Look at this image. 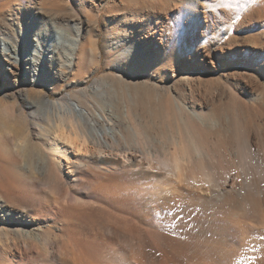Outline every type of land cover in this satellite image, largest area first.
Returning <instances> with one entry per match:
<instances>
[{"label":"bare ground","instance_id":"bare-ground-1","mask_svg":"<svg viewBox=\"0 0 264 264\" xmlns=\"http://www.w3.org/2000/svg\"><path fill=\"white\" fill-rule=\"evenodd\" d=\"M15 2L20 3L8 0L0 9V91L14 102L16 94L7 90L22 83L26 88L18 91L20 106L44 112L36 119L43 124L44 137L54 143H47L48 152L41 157L42 174L59 172L60 157L68 161L74 153L78 169L94 156L105 172L126 169L133 176L155 179L136 198L153 211L155 226L120 217L105 200H92L95 188L86 182V201L65 209L79 215L88 230L96 225L103 233L84 240L91 244L86 252L82 245L81 250L62 245L51 258L57 264H264V114H254L246 105L264 104V88L259 86L264 80V46L255 52L220 49L225 57L236 53L251 71L235 89L199 96L187 87L174 93L151 78L142 81L152 62H163L169 79L175 76L176 51L164 57L159 47L165 21L185 13L206 35L212 15L203 12L201 20L185 0H120L121 19L130 23L129 31L120 39L106 30L103 38L105 66L117 75L98 78L81 90L82 96L70 94L59 102L39 89L34 96L28 87L48 88L52 95L66 86L80 88L99 68L97 40L84 37L82 22L58 15L47 0H28L19 9L11 6ZM102 2L91 0L86 15L92 34ZM114 6L108 5L106 12ZM8 18L17 23L16 32L9 30ZM254 24L264 29V16ZM111 92L119 95L129 118L127 138L102 109V96ZM222 101L224 108L217 110L215 103ZM167 116L175 124L158 120ZM3 133L0 142L10 141ZM2 184L10 183L0 172V224L16 225L25 240L40 242L26 211L1 200Z\"/></svg>","mask_w":264,"mask_h":264},{"label":"rangeland","instance_id":"rangeland-1","mask_svg":"<svg viewBox=\"0 0 264 264\" xmlns=\"http://www.w3.org/2000/svg\"><path fill=\"white\" fill-rule=\"evenodd\" d=\"M7 1L0 0V9L1 5ZM17 1H20L21 4L13 3L11 6L14 9H19L20 5L28 3V0ZM54 1L47 0V5L51 9L53 8L52 10L55 9L54 11L58 15L68 18L71 23L82 22L84 37L96 38L101 56L99 68L90 74L86 82L81 85L82 88L66 86L52 95L48 88L42 89L33 85L28 87L34 96L39 93L34 89H39L49 94L51 100L62 102L70 94L82 96L81 90L90 88L98 78L117 75L114 69L105 66L106 55L103 50V38L107 30L113 34L114 38L118 36L122 39L121 36L127 30L129 31L127 26L130 23L121 19L124 11L119 5L120 0H103L96 31L92 34L88 22L86 24L88 19L86 15L90 13L91 0ZM184 3L187 7L195 9L201 20L203 12L211 14L210 28L205 32V35L201 29L196 28L194 24L196 19H188L185 13L173 14L169 22L165 21L167 27L164 30L165 37L162 38V44L158 46L164 57L172 49L176 51L174 56L175 76L169 79L170 71L163 62H152L151 68L143 75L142 81L151 78L160 88H168L174 93L178 89L187 90V87H191L197 95L200 94L199 96L235 89L237 84L243 81V78H250L251 75V71L242 65L241 58L237 57L236 53H240V50L243 49L255 52L264 46V29L254 24L261 15L264 16V4L258 3L257 0H185ZM111 4L116 5L111 7L113 12L111 9V12H106L107 6ZM163 20L166 18L163 17ZM8 24L9 30L15 32L18 30L17 23L10 18H8ZM54 40L57 41V38L54 37ZM120 42L121 40L118 43L120 44ZM229 48H236L239 51L228 57L220 55V49ZM150 72L154 74L150 75ZM73 80L69 81L73 82ZM259 86L264 88V80H261ZM24 88L26 86L18 83L16 88L7 90L16 94L17 101L14 102L2 96L3 92L0 91V133L5 132L3 135L7 133L6 136L12 137L10 141L2 140L0 142L2 151L0 152V172L10 183L9 185L2 184L1 200L3 199L12 208L26 211V219L34 224V229L37 228L33 232L37 231L36 234L39 233L38 237L41 236L42 240L40 242L25 240L21 233L17 232L18 226L0 224V264H57L56 260L51 258V253L62 245L68 248L75 246L74 249L77 247L80 250L82 245L83 251H88L85 247L91 244H86L84 240L95 239L93 237H97L96 234L102 231L101 228L93 225V229H91L92 226L90 227L92 231L88 230L79 215L65 209V206L71 203L86 201L84 193L86 182L95 188L91 196L92 200L100 202L105 200L111 212L120 217H133L135 221L143 225L155 226L153 211L149 207L147 208L144 202L136 199L138 194L145 192L144 186L154 184L155 179L139 174L133 176L126 169L105 172L97 164L94 156L87 162L85 168L78 169L75 166L74 153L70 154L71 159L68 161L60 157L62 158V167H59V172L52 170L48 176L42 174L40 166L42 165V155L48 152L47 143L54 142L44 137L41 130L43 124L36 119L37 117L41 118L44 112L40 109L31 110L27 106H20L21 98H19L18 91ZM114 93L111 92L109 95L111 98L103 95L104 100L101 106L112 117V127L119 131L123 138H127L126 127L129 124V118L123 113L121 98ZM225 103L226 101L216 102L215 108L220 110L224 108ZM246 105L250 110L252 109V113L263 112L262 114H264L263 103H246ZM32 120H36V122H32ZM158 120H163L165 123L167 121L166 124L169 125L175 124L174 120L168 116ZM57 162L59 161L57 160ZM114 192L121 195L120 199L112 197ZM85 236L88 238L85 239ZM50 245L53 249L49 248Z\"/></svg>","mask_w":264,"mask_h":264}]
</instances>
